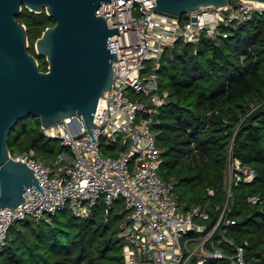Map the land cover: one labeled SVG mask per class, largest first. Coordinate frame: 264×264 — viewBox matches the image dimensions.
<instances>
[{"label": "trees", "instance_id": "1", "mask_svg": "<svg viewBox=\"0 0 264 264\" xmlns=\"http://www.w3.org/2000/svg\"><path fill=\"white\" fill-rule=\"evenodd\" d=\"M17 19L32 43L56 23L46 12L27 8ZM30 52L47 70L35 45ZM158 73L161 91L168 93L154 126L164 150L161 174L177 182L183 211L206 206L208 230L223 216L207 247L221 248L226 257L206 264H232L239 245L250 264H264V14L231 28L219 42L178 41L166 49ZM57 142L35 119H25L12 131L9 148L13 154L33 150L52 164L64 151ZM232 154L256 178L233 185L230 195ZM118 208L107 213L100 203L85 219L66 209L48 220L15 223L0 244V264H126L119 228L126 214ZM189 264H197V256Z\"/></svg>", "mask_w": 264, "mask_h": 264}, {"label": "built area", "instance_id": "2", "mask_svg": "<svg viewBox=\"0 0 264 264\" xmlns=\"http://www.w3.org/2000/svg\"><path fill=\"white\" fill-rule=\"evenodd\" d=\"M115 1L114 13V0L111 5L107 2L106 13V2L97 11L107 17L110 28L120 29L113 35L118 58L113 63V86L94 113L99 125L94 129L97 142L84 118L74 116L43 129L47 137L70 146L72 154L62 151L52 164L36 157L33 150L11 154L35 170L45 195L30 187L27 200L18 207L0 209V244H6L15 223L48 220L66 209L85 219L103 203L107 213L120 205L118 209L126 214L119 225L126 264H189L195 256L197 264H206L208 258L223 259L226 255L221 248H205L223 216L208 230L206 206L183 211L177 182L161 174L164 150L158 145L154 126L168 103V93L161 91L158 72L168 47L181 40L199 44L205 38L215 42L228 38L231 28L264 14V3L232 0L222 9L205 8L174 17L149 8L144 0ZM228 170L230 195L233 185L256 178L255 170L233 154ZM205 232L202 243L191 248V243L201 240L197 234ZM235 247L232 264H250L245 247Z\"/></svg>", "mask_w": 264, "mask_h": 264}, {"label": "water", "instance_id": "3", "mask_svg": "<svg viewBox=\"0 0 264 264\" xmlns=\"http://www.w3.org/2000/svg\"><path fill=\"white\" fill-rule=\"evenodd\" d=\"M111 1L0 0V209L18 207L27 200L30 187L45 195L35 170L11 156L10 135L20 121L38 118L41 128L48 129L68 117L82 116L97 142L94 129L99 125L94 113L113 86V63L118 60L113 35L120 33L119 26L110 28L107 17L97 11L106 2V13ZM231 1L144 0L149 8L174 17L199 9H222ZM24 8L46 12L56 22L35 46L47 70L30 52L28 28L17 19Z\"/></svg>", "mask_w": 264, "mask_h": 264}, {"label": "rangeland", "instance_id": "4", "mask_svg": "<svg viewBox=\"0 0 264 264\" xmlns=\"http://www.w3.org/2000/svg\"><path fill=\"white\" fill-rule=\"evenodd\" d=\"M32 45H35V46H36V43H32V41H30V47H31ZM172 47H173V46H172ZM35 49H36V48H35ZM28 119H35V123H36V124L40 123L39 120H38V118H34V117H32V118H28ZM37 122H38V123H37ZM57 146H58V147H62L64 151L70 152V153L72 154V148H71L70 146H64V145H62V142H61L60 140L57 142ZM229 174H230V172H229V170H228V171H227V182H228V183H227V186H228V188L230 187V186H229V182H230ZM211 193H213V191H211ZM184 239H186V238H184ZM184 239H183V241H185Z\"/></svg>", "mask_w": 264, "mask_h": 264}, {"label": "crops", "instance_id": "5", "mask_svg": "<svg viewBox=\"0 0 264 264\" xmlns=\"http://www.w3.org/2000/svg\"><path fill=\"white\" fill-rule=\"evenodd\" d=\"M197 235H198L197 237L201 238V240L197 241V242H193V243L190 244V247L193 248V249H196L202 243V239L205 238L206 232L205 233H198ZM210 239H211V237H210ZM210 239L205 243V248H206L207 251H210L208 249V247H207L208 246L207 244L210 241ZM212 247H213V244H212ZM197 259H198V256H197Z\"/></svg>", "mask_w": 264, "mask_h": 264}, {"label": "bare ground", "instance_id": "6", "mask_svg": "<svg viewBox=\"0 0 264 264\" xmlns=\"http://www.w3.org/2000/svg\"><path fill=\"white\" fill-rule=\"evenodd\" d=\"M104 100V98L102 99V101Z\"/></svg>", "mask_w": 264, "mask_h": 264}]
</instances>
